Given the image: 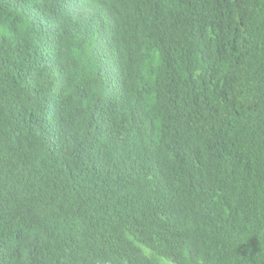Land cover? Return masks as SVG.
Returning <instances> with one entry per match:
<instances>
[{
    "label": "trees",
    "instance_id": "obj_1",
    "mask_svg": "<svg viewBox=\"0 0 264 264\" xmlns=\"http://www.w3.org/2000/svg\"><path fill=\"white\" fill-rule=\"evenodd\" d=\"M158 4V34L111 60L113 35L100 63L64 49L51 27L66 32L74 20L53 0H0V264L119 262L122 231L95 219L111 207L122 211L125 239L171 264H264V184L248 188L230 169L252 163L264 181V0ZM181 15L184 42L206 55L192 78L177 50L159 66L157 39ZM127 58L149 61L129 67ZM65 63L85 71L78 86L66 85ZM122 136L140 157L127 166L115 151ZM102 197L100 211L85 204ZM173 212L193 224L179 231ZM101 233L91 257L84 241Z\"/></svg>",
    "mask_w": 264,
    "mask_h": 264
},
{
    "label": "clouds",
    "instance_id": "obj_2",
    "mask_svg": "<svg viewBox=\"0 0 264 264\" xmlns=\"http://www.w3.org/2000/svg\"><path fill=\"white\" fill-rule=\"evenodd\" d=\"M158 2H162V0H53L56 9L73 18L74 21L71 28L66 32L57 27H50L57 37L61 39V43L65 50L75 51L78 54L86 55V57L89 55L87 62H91L93 56H97L100 63H102L111 36H116L115 53L111 57V60H114L118 55L122 56L124 52L134 53L140 50L147 44L151 36L158 34L162 27L160 9L164 7L158 4ZM186 16L187 15L179 16L174 20L176 21L175 25H172L167 31H165V29L163 30V36L157 39L162 42V47L157 50V53L162 55L159 66L161 69H164L175 59L174 50H177L180 53L177 58L179 64H194L189 72V77L192 78L195 75L197 63H205L206 55L200 54L184 42L183 34L190 31L181 28L179 23L186 18ZM124 39H128L131 43V46L127 50L121 47L122 40ZM177 44L178 47H176ZM211 53L217 57L221 51L215 49ZM85 61L86 58L81 62ZM127 61L129 67H133L136 64L145 63L149 60L127 58ZM73 63L77 64L76 61ZM65 64L64 80L66 85H70L71 87L78 86L86 76L85 71L80 65L72 66L69 63ZM65 110L74 112L73 106L68 104H66ZM144 119H146L145 116H141V118L138 116L131 120V125L136 132L140 133L143 131L145 127ZM65 123L71 126L73 132L78 126V121L75 119L65 120ZM115 151L121 158L124 155L128 156L126 166L129 165L132 160L140 158L138 155V146L133 137L122 136ZM121 168H123V165ZM230 169L238 176L248 180V188L252 186L253 181L264 184L263 175L261 178L257 177V165L246 161L236 162ZM108 203L109 201L104 197L101 198L99 207L85 202V204L95 208L96 211L102 210ZM177 203L179 207L187 209V202L185 199L177 198ZM122 218V211L114 210L113 207L105 210L101 214H96L95 219L99 221L98 223H109L111 226L117 227L122 231L123 238L120 244H122L125 252V255L122 256L119 262H103L99 264L172 263L168 256L162 255L156 248L143 245V242L125 239L124 237L129 233V230L127 227L120 224ZM169 218L172 220L174 227L179 231L185 223L193 224L191 218L188 217V219H186L180 215L174 214V212L169 215ZM233 221L237 226L238 222L235 217ZM142 234L144 235L145 233ZM189 234H194V230L192 229ZM95 238H98L99 241H103L105 234L101 233L92 239L85 240L84 245L87 248L85 250L86 253H91L92 250L89 248L92 246ZM96 253L97 250L93 251L91 257H94Z\"/></svg>",
    "mask_w": 264,
    "mask_h": 264
}]
</instances>
